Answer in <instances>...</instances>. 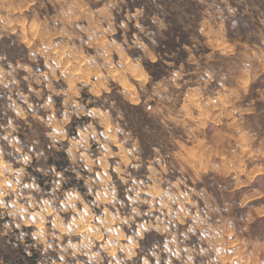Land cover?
Here are the masks:
<instances>
[{
  "label": "rangeland",
  "instance_id": "obj_1",
  "mask_svg": "<svg viewBox=\"0 0 264 264\" xmlns=\"http://www.w3.org/2000/svg\"><path fill=\"white\" fill-rule=\"evenodd\" d=\"M0 264H264V0H0Z\"/></svg>",
  "mask_w": 264,
  "mask_h": 264
},
{
  "label": "trees",
  "instance_id": "obj_2",
  "mask_svg": "<svg viewBox=\"0 0 264 264\" xmlns=\"http://www.w3.org/2000/svg\"><path fill=\"white\" fill-rule=\"evenodd\" d=\"M153 78H154V76H153ZM51 163H52L51 160H49L48 164H50L52 166L54 165V167L56 168L57 171H59L61 169L57 164H51Z\"/></svg>",
  "mask_w": 264,
  "mask_h": 264
},
{
  "label": "bare ground",
  "instance_id": "obj_3",
  "mask_svg": "<svg viewBox=\"0 0 264 264\" xmlns=\"http://www.w3.org/2000/svg\"><path fill=\"white\" fill-rule=\"evenodd\" d=\"M2 177V176H1ZM45 211V210H44ZM49 213V212H48ZM90 221V220H89ZM77 222V221H76ZM72 226V225H71ZM37 227V226H36ZM94 232V231H93ZM36 233V232H35ZM45 242V241H44ZM106 246V245H105Z\"/></svg>",
  "mask_w": 264,
  "mask_h": 264
}]
</instances>
